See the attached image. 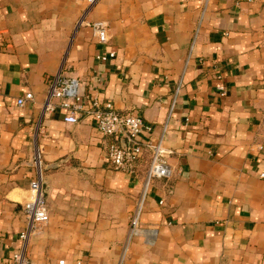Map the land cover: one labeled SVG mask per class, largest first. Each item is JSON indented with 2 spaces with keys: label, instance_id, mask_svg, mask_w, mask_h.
Segmentation results:
<instances>
[{
  "label": "crops",
  "instance_id": "crops-1",
  "mask_svg": "<svg viewBox=\"0 0 264 264\" xmlns=\"http://www.w3.org/2000/svg\"><path fill=\"white\" fill-rule=\"evenodd\" d=\"M0 33V264L21 246L37 150L49 220L29 264H264V0H0ZM60 69L169 150L123 257L147 162L117 170L92 121L41 116Z\"/></svg>",
  "mask_w": 264,
  "mask_h": 264
},
{
  "label": "built area",
  "instance_id": "built-area-1",
  "mask_svg": "<svg viewBox=\"0 0 264 264\" xmlns=\"http://www.w3.org/2000/svg\"><path fill=\"white\" fill-rule=\"evenodd\" d=\"M96 1L88 0L89 6ZM84 16L85 14L80 21L84 20ZM89 25L98 43L106 44L110 40L109 27L104 21H92ZM9 44L10 42L0 33V46L6 48ZM115 55L114 51H110L107 55H97V58L106 60ZM81 85L82 82L78 77L64 75L60 69L48 79L41 116H45L58 107L65 110L63 117L65 122L77 123L81 118L92 121L100 135L107 140L106 152L111 165L117 170L135 174L138 165L144 160L147 162L141 190L129 215L128 231L121 256L123 257L130 241L141 232V217L148 186L155 178H169L171 175V166L166 161L169 150L162 144V137L156 143L141 137L142 134L150 132L151 126L137 113L120 111L111 102H103L93 94H84L81 91ZM31 100H33V94L27 92L24 96L17 98L16 103L18 106H23L26 101ZM35 164L37 174L29 184V198L23 206L26 225L19 234L21 246L12 253L7 264H29L27 256L29 239L37 234L49 220V209L43 189V163L38 150L35 154ZM151 233L155 236L156 232L152 229ZM59 264H63V260H60Z\"/></svg>",
  "mask_w": 264,
  "mask_h": 264
},
{
  "label": "rangeland",
  "instance_id": "rangeland-1",
  "mask_svg": "<svg viewBox=\"0 0 264 264\" xmlns=\"http://www.w3.org/2000/svg\"><path fill=\"white\" fill-rule=\"evenodd\" d=\"M43 172H44V168H43ZM43 184H44V174H43ZM43 189H44V187H43Z\"/></svg>",
  "mask_w": 264,
  "mask_h": 264
}]
</instances>
